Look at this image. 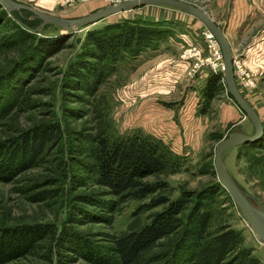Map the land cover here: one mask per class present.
Returning <instances> with one entry per match:
<instances>
[{
    "label": "rangeland",
    "instance_id": "374dc122",
    "mask_svg": "<svg viewBox=\"0 0 264 264\" xmlns=\"http://www.w3.org/2000/svg\"><path fill=\"white\" fill-rule=\"evenodd\" d=\"M12 1L71 20L124 0ZM180 1L202 8L224 32L233 49L238 88L259 111L264 107V64L263 73L254 77L239 49L264 45V0ZM125 20L153 23L160 36L140 56L135 58L126 51L116 66L107 63L96 92L66 88V74L86 48L89 32ZM23 22L33 24L38 38H71L52 57H37L31 42L23 41L17 31L20 26L34 34ZM215 43L198 19L164 5L137 8L66 31L43 23L29 10L12 11L0 3V142L42 125L56 124L62 131L61 140L47 146L34 168L9 183L0 182V226L53 225L58 233L67 230L102 246L110 244L113 236L149 224L164 208L146 210L154 199L164 195L176 199L184 192L196 197L216 186L209 234L226 228L239 230L243 237L240 247L248 248L258 264H264V243L216 174L217 144L237 130L251 135L254 127L228 93L222 62L217 60V52H222ZM213 76L221 80L215 99L208 101L205 89ZM132 132L162 140L183 157L185 167L179 173L163 171L142 180L144 184H166L168 189L145 199L121 200L96 184L87 164L93 163L94 137ZM225 166L264 207V137L228 150ZM42 191H51L53 197L35 202L34 196ZM191 209L190 205L182 216ZM180 237L181 230L158 241L145 252L144 264L168 263ZM237 252L229 256L227 264H241ZM72 256H76L73 251L48 238L32 254L9 264H46L50 257L54 264L58 260L89 264L79 256L71 262Z\"/></svg>",
    "mask_w": 264,
    "mask_h": 264
},
{
    "label": "trees",
    "instance_id": "16d2710c",
    "mask_svg": "<svg viewBox=\"0 0 264 264\" xmlns=\"http://www.w3.org/2000/svg\"><path fill=\"white\" fill-rule=\"evenodd\" d=\"M23 25L35 30L31 23L23 22ZM17 31L23 41L31 42L37 57L46 59L61 51L71 38L68 35L63 41L41 39L35 32L30 33L20 26ZM160 33L153 23L136 20H125L90 31L86 48L69 67L65 87L74 91L96 92L103 83L107 63L114 66L126 51H130L135 58L140 56ZM220 80L217 76L209 79L205 89L208 101L215 99ZM61 135L59 125H42L17 138L0 142V182L9 183L34 168L47 146L58 143ZM92 143L90 152L93 163L87 164L89 171L95 175L98 186L108 189L121 200L145 199L162 189H168L166 184H144L142 180L163 171L179 173L185 167L183 157L174 153L162 140L140 132L117 137L100 134L94 137ZM217 191L218 188L214 186L196 194V197L188 192L176 199L160 196L147 206L146 210L164 206L149 224L113 236L110 244L102 246L67 230L58 233L53 225L0 226V264H9L32 254L48 238L73 251L89 264H144L146 251L180 230L182 237L176 244L172 260L166 264H227L229 256L236 250L241 264H258V259L251 255L248 248L240 247L243 237L239 230L226 228L209 234L210 208ZM50 197H53L51 191H42L33 200L42 202ZM190 205L192 209L183 217ZM76 256L69 257L71 262H75L72 259ZM49 261L46 264H54L52 257ZM62 263L58 260L55 264Z\"/></svg>",
    "mask_w": 264,
    "mask_h": 264
},
{
    "label": "water",
    "instance_id": "95a60500",
    "mask_svg": "<svg viewBox=\"0 0 264 264\" xmlns=\"http://www.w3.org/2000/svg\"><path fill=\"white\" fill-rule=\"evenodd\" d=\"M0 3L8 10L19 11L26 9L45 24L58 26L66 31H71L81 25H93L113 15L128 12L137 8L153 5H164L178 9L198 19L217 40L224 60V79L234 103L247 117L254 127L253 134L244 133L241 130L234 131L228 137L220 141L215 149V169L220 185L229 193L236 206L245 217L253 231L261 242L264 243V207L257 197L249 193L228 172L225 166V154L228 150L246 144L255 143L264 137V124L255 109L242 96L235 78L233 49L224 32L214 20L202 8L190 5L180 0H124L119 4L111 5L103 10L78 19H64L61 17L41 13L31 7L17 4L12 0H0ZM37 30H34V32Z\"/></svg>",
    "mask_w": 264,
    "mask_h": 264
},
{
    "label": "crops",
    "instance_id": "0c3cea01",
    "mask_svg": "<svg viewBox=\"0 0 264 264\" xmlns=\"http://www.w3.org/2000/svg\"><path fill=\"white\" fill-rule=\"evenodd\" d=\"M250 47L249 44L243 45V48L239 49V52L246 68L254 77H257L259 73H263V69L261 70L260 68H262L264 64V45H255L252 49ZM256 112L260 115V118L262 116L264 117V107H260L259 111Z\"/></svg>",
    "mask_w": 264,
    "mask_h": 264
},
{
    "label": "bare ground",
    "instance_id": "6f19581e",
    "mask_svg": "<svg viewBox=\"0 0 264 264\" xmlns=\"http://www.w3.org/2000/svg\"><path fill=\"white\" fill-rule=\"evenodd\" d=\"M209 34L211 35V38H213L214 40H215V42L217 43V40H216V38L214 37V35L209 31ZM218 44V43H217ZM219 46V45H218ZM222 54V53H221ZM222 66H224V60H223V54H222ZM223 71H224V69H223ZM236 148V147H235ZM253 230V229H252ZM259 238V237H258ZM263 243V242H262Z\"/></svg>",
    "mask_w": 264,
    "mask_h": 264
},
{
    "label": "built area",
    "instance_id": "2783aa9c",
    "mask_svg": "<svg viewBox=\"0 0 264 264\" xmlns=\"http://www.w3.org/2000/svg\"><path fill=\"white\" fill-rule=\"evenodd\" d=\"M215 45H216V43L213 46H215ZM221 56H222V54L217 52V60L222 62V57ZM223 69H224V66H223Z\"/></svg>",
    "mask_w": 264,
    "mask_h": 264
}]
</instances>
